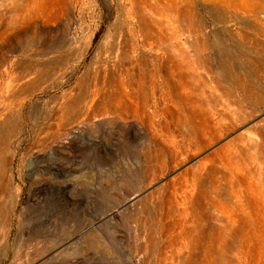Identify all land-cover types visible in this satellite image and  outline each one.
Listing matches in <instances>:
<instances>
[{"label":"rangeland","instance_id":"obj_1","mask_svg":"<svg viewBox=\"0 0 264 264\" xmlns=\"http://www.w3.org/2000/svg\"><path fill=\"white\" fill-rule=\"evenodd\" d=\"M171 1L0 0V264H264V0Z\"/></svg>","mask_w":264,"mask_h":264},{"label":"bare ground","instance_id":"obj_2","mask_svg":"<svg viewBox=\"0 0 264 264\" xmlns=\"http://www.w3.org/2000/svg\"><path fill=\"white\" fill-rule=\"evenodd\" d=\"M173 1H174V0H173ZM173 1H171V2H173ZM177 1H178V0H177ZM179 1H180V0H179ZM143 2H144V1H143ZM188 2H189V1H188ZM246 2H247V1H246ZM251 2H252V1H251ZM255 2H257V1H255ZM153 3H154V2H153ZM174 3H175V2H174ZM190 3H191V2H190ZM249 3H250V2H249ZM147 4H148V3H147ZM179 5H180V4H178V6H179ZM251 5H252V4H251ZM171 6H172V5H171ZM178 6H177V7L175 6L176 9H179V7H181V6H179V7H178ZM244 6H245V5H244ZM246 6H247V4H246ZM254 6L257 7L258 5L256 6V4H255ZM190 7H191V6H190ZM168 8H169V7H168ZM172 8H173V7H172ZM250 8H251V7H250ZM151 9H152V8H151ZM176 9H175V10H176ZM182 9H183V8H182ZM181 11H182V10H181ZM187 12H188V11H187ZM173 14H174V13H173ZM166 17H167V15H166ZM2 210H3V209H2ZM0 212H1V211H0Z\"/></svg>","mask_w":264,"mask_h":264}]
</instances>
